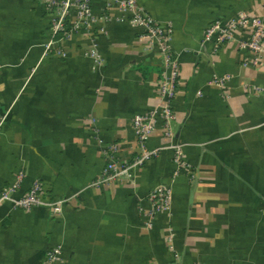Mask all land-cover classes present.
Here are the masks:
<instances>
[{
	"label": "crops",
	"instance_id": "obj_1",
	"mask_svg": "<svg viewBox=\"0 0 264 264\" xmlns=\"http://www.w3.org/2000/svg\"><path fill=\"white\" fill-rule=\"evenodd\" d=\"M136 2L172 28L175 118L170 136L157 123L146 148L159 151L132 170L133 183L90 187L105 165L101 145L117 144L123 160L135 155L132 118L160 102V50L118 21L46 50L43 0H0V194L21 176L16 199L36 181L46 199H68L57 215L0 202V264H41L55 246L57 264H264V98L245 88L264 85V61L244 65L252 55L235 43L213 54L202 44L215 19L264 20V0ZM102 7L96 0L94 14ZM214 76L229 77L225 91ZM172 145L187 165L178 174ZM158 186L170 189V211L147 228Z\"/></svg>",
	"mask_w": 264,
	"mask_h": 264
},
{
	"label": "built area",
	"instance_id": "obj_2",
	"mask_svg": "<svg viewBox=\"0 0 264 264\" xmlns=\"http://www.w3.org/2000/svg\"><path fill=\"white\" fill-rule=\"evenodd\" d=\"M96 0H43V8L48 17L49 39L45 49L50 50L54 45L69 40L75 35L93 38V33L98 31L105 34V26L113 21L127 22L134 28L141 29L140 37L158 46L163 59L165 72L158 81L157 92L159 104L143 114L132 118L131 126L136 138V153L129 160L119 157L120 147L115 143L101 145V153L105 159V165L101 175L90 184V187H99L116 182L133 183L132 170L143 166L151 158L155 157L159 149L148 150L146 143L154 133L157 123L162 121L164 133L170 136L169 126L175 116L171 109V99L175 91V81L178 71V63L170 49L172 28L162 25L141 8L136 0H101L103 2L100 15L94 14V2ZM228 43H235L238 50L251 53L252 57L244 65L259 67L264 61V20L252 12H243L233 18L215 19L204 30L202 44L209 45L211 53H216ZM56 54L64 57L65 53L57 47ZM89 56L96 65L100 64V56L95 44L89 50ZM229 77L214 76L211 84L221 91L226 90ZM253 95L264 98V85H252L245 87ZM6 120V115L0 111V130ZM174 152L175 173L187 170L183 161L179 146L172 145ZM21 176L14 185L5 188L0 194V202H11L16 208L25 212L35 207H47L52 215L61 212L68 199L48 200L43 196L42 186L39 181L33 183L31 189L22 197H13L14 190L18 188ZM150 208L148 210L147 228L152 226V219L157 214L169 212L171 206V192L166 186H158L148 196ZM171 242V238H168ZM62 261V249L55 246L46 251L41 264H57ZM180 264V263H177ZM199 264V263H195Z\"/></svg>",
	"mask_w": 264,
	"mask_h": 264
}]
</instances>
